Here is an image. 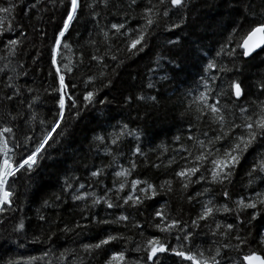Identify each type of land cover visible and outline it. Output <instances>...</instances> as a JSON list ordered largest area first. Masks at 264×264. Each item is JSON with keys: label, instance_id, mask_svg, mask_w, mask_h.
I'll use <instances>...</instances> for the list:
<instances>
[{"label": "trees", "instance_id": "obj_1", "mask_svg": "<svg viewBox=\"0 0 264 264\" xmlns=\"http://www.w3.org/2000/svg\"><path fill=\"white\" fill-rule=\"evenodd\" d=\"M7 2L8 0H0V5L7 6ZM13 2L16 3L13 13L15 19L11 21L13 29L0 39L6 41L8 37L17 38L19 31H24L25 36L19 37L22 43L17 46L15 56L8 60L4 59L5 50L0 45V67H3L5 63L15 67L16 72L11 75L16 84L22 89H32L31 93L24 91L20 97L21 100H30L33 96L39 97L31 110L19 101L10 105L11 110L24 113V120L14 122L20 131H31L32 128H40L41 119L50 123L53 111L56 110L51 94L54 71L50 66V42L41 36V33L51 36L63 9L59 0H39L38 3L37 0H13ZM88 2L89 0H84L85 4ZM259 2L260 0H255V5ZM154 3H158V0H136V4L129 7V0H110L108 8L103 6L96 8L99 13L96 21L91 19V10L85 9L81 13L66 37L72 52L67 53L61 50L63 55L70 56L75 64L73 73L65 77L70 88L72 85L76 86L69 94L80 96L86 87L89 89L93 87V85L86 86L83 81L87 76L99 71V66L90 57L97 54V48L100 52L104 51V45L100 43L103 37L99 34V28L96 25L106 28L112 23L123 22L121 19L123 16L129 17L128 25L135 28L142 23L139 19L142 9ZM170 11L172 13L170 18H164L161 11L159 27L150 37L152 47L147 54L141 53L138 57L131 59H125L124 55L120 54L124 63L118 69L117 75L111 77L115 83L114 88H102L98 93V98L106 99V103L90 105L80 112L76 119H72L66 112L68 119L58 129L64 135L51 141V147L48 149L51 158H42L30 176L19 175L15 180L12 208L6 207L5 211L0 213V264H10V262L11 264H56L55 257H58L62 250L73 249L79 253L82 243H95L109 233L119 234L125 237V240L113 241L97 252L83 257V264H104L113 251L120 250H125L126 258L131 264L134 259L145 257L146 249L143 245L148 238L164 235L152 227L155 222L153 213L160 205H165V211L171 217L182 218L190 224V217H195L200 209V203L204 200L213 199L219 203H225L220 193V185H209L202 181L191 184L187 190H183L174 176L175 170L186 163L181 159L186 153L176 151L178 145L174 142V137L180 135L181 144H191L186 139L190 120L194 125L193 135H198L205 130L185 109V104L190 99L186 93L189 89L195 88L196 82L203 74L201 60L196 55L182 56L177 62L179 66L162 61L164 66L157 72L150 73L149 69L153 66L152 61L158 52L167 53L170 47L167 44L169 39L179 40L181 43L177 47L182 52L199 47L206 49L214 56L232 28L243 23L244 29H247L253 21L244 19L242 15L244 4L233 2V0H186L184 8ZM181 16L184 18L183 22L180 20ZM255 19L259 21L264 17L258 15ZM171 22L179 23L180 27L165 31V24ZM90 39L97 43L95 45L89 43ZM77 57L82 59V63L77 60ZM106 62L109 67L105 71L111 76L113 62L107 59ZM222 62H229V57H224ZM63 63L67 61H63L61 67ZM235 65L241 71H234L228 75L244 81L251 99L254 91L251 85L264 77V51L259 50L253 53L247 60L242 56L237 57ZM229 66L231 67L232 64L229 63ZM20 73L22 74L19 78H16ZM165 73L167 79L159 80L158 77ZM4 79H6L5 74L0 73V94L6 91ZM149 79L155 83L152 89L146 87ZM95 87H100L99 80L96 81ZM138 94L156 95L158 101L155 103L136 101L135 96ZM129 95L132 96V100L126 103L124 97ZM69 103L66 101V106ZM8 110L0 107V118L4 121L7 119L4 113ZM30 111L37 114V120L31 128L24 122ZM68 111H75V109ZM118 122L126 123L140 133L139 141L127 137L119 148L110 145L113 148V156L120 166L130 168L129 161L136 164L135 170L128 179L146 180L157 188L163 181L172 179V191L158 192L155 197L144 200L137 208L125 205L123 208L108 209L103 204L93 208L86 206L84 201L74 202L72 192L75 189H70L69 192L63 191L66 178L73 185L92 183V188L86 186L83 191H95L98 196L104 195L105 191L113 187L112 173L116 169L105 167L112 162L113 156L105 155L104 146L95 142L94 137L112 132L113 126L118 129ZM136 147L141 149L143 155H131V150ZM250 153L238 167L232 183L225 185L232 199L241 196L247 198L253 190L264 191V182L259 175L249 184L250 178L247 172L253 163L255 151L250 150ZM173 159L175 163H170ZM154 164L156 167H153ZM96 168L104 170L103 175L97 178L99 183L89 175V172ZM72 177L75 179H71ZM204 188H209V192L203 196H196V193L202 192ZM128 190L126 188L120 195H126ZM189 196L193 197L191 202L188 199ZM109 197L114 203L123 204L122 200L116 199L113 192H109ZM44 201H48V205H45ZM121 212L129 217L127 222L108 225L91 222V217L94 215L98 219L115 220ZM241 215L244 216L243 213ZM40 216H43L44 220H40ZM235 216V213H222L217 214L215 219L222 223L235 224ZM244 219V225L240 226L241 235H245V229H247V232L251 233L249 236L251 239L257 232L264 231V209L261 210L257 220L251 221L250 224L247 223L250 216H245ZM21 221L24 228L17 232L14 230L15 226ZM136 223L140 224L139 228L134 226ZM78 224L86 225V227H76ZM211 226L214 227V224ZM65 227L70 230L62 231ZM199 233L195 237V244L207 249L213 240V237L208 235V226L201 228ZM137 244L141 245L139 252L127 250L135 248ZM253 247H257L255 243ZM258 250L264 251V248ZM44 252H48L49 256L41 259ZM30 257L37 259L30 260ZM174 260L176 258L171 257L168 264H172ZM69 264H71L70 258Z\"/></svg>", "mask_w": 264, "mask_h": 264}, {"label": "snow or ice", "instance_id": "obj_2", "mask_svg": "<svg viewBox=\"0 0 264 264\" xmlns=\"http://www.w3.org/2000/svg\"><path fill=\"white\" fill-rule=\"evenodd\" d=\"M38 2L39 0H37ZM233 2H242L244 4L242 14L244 19H250L253 22L247 29H244L243 23L232 28L214 56L206 49L199 47L196 49L189 48L182 52L177 47L181 42L169 39L167 44L170 47L167 49V53L158 52L152 61L153 66L149 69L150 73L157 72L164 66L162 61L179 66L177 62L182 56L196 55L201 60L203 74L196 82L195 88L189 89L186 93L190 99L185 104V109L205 130L198 135H193L192 128L194 125L190 120L186 139L191 144H181L182 137L180 135L174 137V142L178 145L176 151L186 153L181 157L186 161L185 165L175 170L174 176L183 190H187L191 184H198L202 181L209 185H220V193L225 203H219L213 199L204 200L200 203V209L195 217H190V224L182 218L171 217L165 211V205H160L153 213L155 222L152 227L164 235L148 238L143 245L146 249L145 257L134 259L131 264H168L171 257L176 258L172 264H264V251L258 250L264 248V231L257 232L251 239H249L251 233H248L247 229H245V235H241L240 231V226L245 223V216H250V220L247 221L250 224L251 221L257 220L258 216L261 215V210L264 209V191L253 190L247 198L241 196L232 199L229 189L225 186L232 183V178L238 167L251 154L250 150H254L255 155L247 172L250 178L249 184L257 175L264 182V77L251 85L254 91L250 99L244 81L228 75L234 71H241L235 65V58L242 56L247 60L252 57L253 53H256L257 49L264 51V19L259 21L255 19L258 15L264 17V0H260L258 5H255V0H233ZM59 3L63 11L51 36L49 37L47 33H41V36L50 42V66L54 71L51 94L56 110L53 111V118L50 123L41 119L39 129L32 128L31 131H20L14 122L24 120V113L19 110H11L10 105L19 101L20 104L31 110L39 97L33 96L30 100H21L20 97L23 92L31 93L32 89H22L16 84L11 75V73L16 72L15 67L9 63L0 67V73H4L6 76L3 81L6 91L0 94V107L9 109L4 113L7 117L6 121L0 118V213H3L6 207L12 208L13 197L15 196L14 182L19 175L30 176L42 158H51L48 153L51 141L64 135L58 129L68 119V115L72 119H76L80 112L90 105L106 103V99L98 98V93L102 88H114L115 83L111 77L117 75L118 69L124 63L120 54H123L125 59L138 57L141 53L147 54L152 47L150 37H152L154 30L159 27L161 11L164 18H170L172 14L170 10H179L186 6V0H158V3L142 9L139 15L142 23L135 28L128 25L129 17L123 16L121 17L123 22L112 23L106 28H100L97 24L99 34L103 37L100 43L104 45V51L100 52L97 48V54H93L90 59L96 62L99 71L84 78V84L86 86L93 85V87L91 89L86 87L82 95L77 96L69 94L71 89L76 86L72 85L70 88L65 80L68 74L73 73L75 64L71 57L63 55L61 50L63 49L67 53L72 52V47L67 42L66 37L70 34L71 28L81 13L85 9L91 10V19L96 21L99 18L96 8L101 6L108 8L110 0H89L86 4L84 0H59ZM135 4L136 0H129V7ZM15 8L16 3L13 0H8L7 6L0 5V37L12 31L13 23L11 21L15 19L13 16ZM183 19L181 16V22ZM179 27V23L171 22L165 24L164 30L171 31ZM24 36L25 32L19 31L17 38L8 37L6 41L0 39V45L5 50V60L15 56L17 46L22 43L19 37ZM233 42H235V46H233ZM89 43L95 45L97 42L90 39ZM113 48H115V52H113ZM224 57H229V62H222ZM106 59L113 62L111 76L105 71L109 67ZM77 60L82 63L80 57H77ZM63 61H67V63H63V67H61ZM229 63L232 64L231 67ZM21 74H17L16 78H19ZM158 79H167V74L159 76ZM97 80L100 81V87H95ZM146 87L152 89L155 87V83L149 79ZM124 100L126 103L131 101L132 96H126ZM135 100L155 103L158 101V96L138 94L135 96ZM5 101L7 103H4ZM66 101L70 102L67 106ZM69 109H75V111L69 112ZM36 120L37 114L30 111L27 120L24 122L31 128ZM118 124V129L113 126L112 132L106 135L98 134L94 137L95 142L104 146L105 155L113 156V148L110 145L119 148L127 137H132L137 141L140 139L138 130L130 128L126 123L118 122ZM18 132L19 135H17ZM131 155H143V153L139 147H136L131 150ZM129 163L130 168L122 167L113 156L112 162L105 166L116 169L112 173L114 177L113 187L105 191L102 196H98L95 191H83L86 186L92 188V183L73 185L67 178L64 182L63 191L69 192L70 189H75L72 192L74 202L84 201L86 206L93 208L103 204L108 209L123 208L125 205L137 208L144 200L155 197L158 192L172 191V179L163 181L159 188L146 180H129V176L136 168L134 162L129 161ZM170 163H175V159L171 160ZM153 167L156 165L154 164ZM103 171V168H96L94 171H90L89 175L93 180H97L103 175ZM71 179H75V177ZM97 182L99 183L98 180ZM126 188L129 189L127 194L120 195L125 192ZM109 192H113L116 199L122 200L123 204L114 203L109 197ZM208 192L209 188H204L202 192H197L196 196H203ZM188 199L191 202L193 197L189 196ZM44 203L48 205V201H44ZM248 210L252 211L249 212ZM222 213H235V224L231 222L222 223L216 220V215ZM39 219L44 220V217L40 216ZM128 219L129 217L121 212L115 217V220L98 219L94 215L91 217V222L108 225L127 222ZM212 224L214 227L211 226ZM134 226L139 228L140 224L136 223ZM205 226H208V235L213 237L212 244L207 249L195 244V237L200 234L199 230ZM76 227H86V225L78 224ZM23 228L24 224L21 221L16 224L14 230L19 232ZM69 230L67 227L62 229V231ZM117 240H125V237L109 233L99 238L95 243H82L79 253L73 249H64L58 257H55L56 264H69V258L71 264H83V257L97 252ZM254 243L257 246L255 248L253 247ZM140 249L141 245L137 244L135 248L127 250L139 252ZM230 253H235V255H230ZM48 256L49 253L44 252L41 259ZM29 259L35 260L37 258L30 257ZM104 264H129L125 250L113 251L104 261Z\"/></svg>", "mask_w": 264, "mask_h": 264}, {"label": "water", "instance_id": "obj_3", "mask_svg": "<svg viewBox=\"0 0 264 264\" xmlns=\"http://www.w3.org/2000/svg\"><path fill=\"white\" fill-rule=\"evenodd\" d=\"M258 50H260V49H257L256 52H258Z\"/></svg>", "mask_w": 264, "mask_h": 264}, {"label": "bare ground", "instance_id": "obj_4", "mask_svg": "<svg viewBox=\"0 0 264 264\" xmlns=\"http://www.w3.org/2000/svg\"><path fill=\"white\" fill-rule=\"evenodd\" d=\"M259 51V50H258Z\"/></svg>", "mask_w": 264, "mask_h": 264}]
</instances>
